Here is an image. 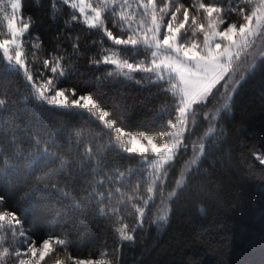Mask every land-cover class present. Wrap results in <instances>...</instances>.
Instances as JSON below:
<instances>
[{
  "label": "snow or ice",
  "instance_id": "snow-or-ice-1",
  "mask_svg": "<svg viewBox=\"0 0 264 264\" xmlns=\"http://www.w3.org/2000/svg\"><path fill=\"white\" fill-rule=\"evenodd\" d=\"M60 5L70 9L67 18ZM49 18L63 27L52 37L53 50L42 57L44 43L30 31L36 21L24 16L23 0H0V62L6 71L21 73L28 89L20 109L9 86L0 84V264H119L118 255L115 260L106 253L98 260L73 255L74 220L114 221L118 254L124 243L135 246L138 230L146 236L154 225L163 233L173 205L193 188L205 190L201 177L230 171L223 146L234 97L249 81L260 83L264 97V0H50ZM85 57L89 67L108 70L64 86ZM129 83L147 92L137 102L147 114L139 120L137 105L121 90ZM108 86L117 89L113 107L105 106ZM153 87L156 91H148ZM25 111L31 118L18 123ZM200 117L207 129L196 136ZM133 121L136 128L161 130L155 136L126 131ZM186 134L194 139L185 142ZM189 150L191 158L184 159ZM252 155L264 165V148ZM119 160L141 167L124 164L121 171L114 167ZM178 160L183 166L168 191ZM247 175L264 191V172L248 164ZM142 185L147 198L139 195ZM206 195L227 211L218 195ZM236 205L241 232L264 231V202ZM126 218L135 223L129 227ZM36 229L47 230L39 244L28 235Z\"/></svg>",
  "mask_w": 264,
  "mask_h": 264
},
{
  "label": "trees",
  "instance_id": "trees-1",
  "mask_svg": "<svg viewBox=\"0 0 264 264\" xmlns=\"http://www.w3.org/2000/svg\"><path fill=\"white\" fill-rule=\"evenodd\" d=\"M60 7L62 16L67 18L70 9L63 5ZM23 14L36 21L30 31L40 36L44 43V51L41 55L47 57L54 47L51 42L52 37L63 27L62 22H53L49 18L50 0H39V6H37V0H23ZM73 28L75 31L83 30L89 38L95 36V33L89 34L83 25H74ZM109 44L110 42H105L106 47ZM63 47L68 48L69 52L71 51L67 44H64ZM91 51L92 49H89L90 53ZM77 67L78 72L64 86L71 87L76 80H89L99 75L100 72L108 70L105 66H102L99 71L95 67H89L87 57L78 61ZM136 79H140V74L136 75ZM0 84L9 86V96L11 99L17 100L18 108L24 109L26 105L22 101V96L28 89L24 85L22 74L6 71L0 62ZM105 90L109 95L105 106L113 107L111 96L117 89L108 86ZM121 90L125 93L130 105H137V120L144 118L147 114L143 112L137 102L142 100L147 92L142 91L134 83H129ZM148 91L154 92L156 89L153 87ZM116 103H120V101L117 100ZM153 103L157 108L161 106L156 101ZM31 107V104H27V108ZM20 116L21 119L17 122L23 124L31 118L32 114L25 111L21 112ZM135 124L136 121H133L130 126L126 127V131L144 132L155 136L161 130L159 128L153 130L144 127L136 128ZM77 127L80 125L77 124ZM225 128L228 130L229 136L223 148L231 160L230 171L225 173L221 169L214 172L211 178L201 177V182L206 185L205 190L199 191L193 188L178 205H173L170 225L163 233L157 231L154 225L149 228L146 236L143 231L138 230L135 234L137 239L135 246L124 243L117 254L115 249L119 246V241L117 233L113 230L114 221L106 222L100 218L96 221L78 224L74 220V244L70 249L72 254L80 259L97 260L105 253L107 258L113 260L118 255L119 264H264V231L253 228L241 232L237 225L242 220V213L236 205L238 200L251 203L264 202L261 182L255 178H249L247 175L248 164H251L257 172H264V165H261L252 155V152L257 148H264V142L256 140L259 135L264 139V97L261 95V85L258 81L247 82L242 86L239 94L234 97L233 112L226 117ZM206 129L207 122L203 120V117H200L198 127L195 129L196 136L203 135ZM191 139L194 137H188L186 134V142ZM23 146H28L27 141ZM241 153H243V158ZM191 155L192 152L189 150L184 159H189ZM218 155L223 156L224 152L218 153ZM124 164L141 167L138 161L124 160L117 161L114 167H120V170L124 171V167L121 166ZM57 166L58 162L55 165H50V167ZM182 166L183 161L178 160L176 162L177 171L170 172L168 191L175 187L171 181L178 177V170ZM202 168L208 169L209 165L205 163ZM44 170L46 171L47 168ZM209 179L215 183L210 184ZM22 185L23 179L20 180L17 188L19 189ZM206 193L218 195L219 203L226 206L227 211L218 207L217 203L209 199ZM19 194L17 191L16 198ZM139 195L147 198L143 185ZM13 202L10 200L9 205ZM200 207L205 209L203 216L200 214ZM126 222L129 227L135 223L132 218H126ZM220 224L227 225V230L225 228L217 230L216 226ZM28 226L26 224V227ZM202 228H207L208 231L204 232ZM28 235L39 244L43 238H47V230L36 229L35 232H29Z\"/></svg>",
  "mask_w": 264,
  "mask_h": 264
},
{
  "label": "rangeland",
  "instance_id": "rangeland-1",
  "mask_svg": "<svg viewBox=\"0 0 264 264\" xmlns=\"http://www.w3.org/2000/svg\"><path fill=\"white\" fill-rule=\"evenodd\" d=\"M139 133V132H138ZM146 134H148V135H153V134H149V133H146ZM258 137V136H257ZM257 141H259V142H264V139L263 138H261L260 137V135H259V138H257L256 139ZM186 142V141H185ZM192 156V155H191ZM191 156L189 157V158H191ZM154 158V157H153Z\"/></svg>",
  "mask_w": 264,
  "mask_h": 264
}]
</instances>
